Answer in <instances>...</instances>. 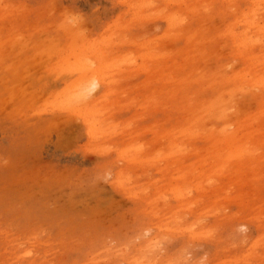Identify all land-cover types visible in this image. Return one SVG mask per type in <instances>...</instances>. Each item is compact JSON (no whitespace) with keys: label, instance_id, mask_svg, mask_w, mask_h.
Masks as SVG:
<instances>
[{"label":"rangeland","instance_id":"rangeland-1","mask_svg":"<svg viewBox=\"0 0 264 264\" xmlns=\"http://www.w3.org/2000/svg\"><path fill=\"white\" fill-rule=\"evenodd\" d=\"M245 15L264 0H0V264H264Z\"/></svg>","mask_w":264,"mask_h":264},{"label":"bare ground","instance_id":"bare-ground-1","mask_svg":"<svg viewBox=\"0 0 264 264\" xmlns=\"http://www.w3.org/2000/svg\"><path fill=\"white\" fill-rule=\"evenodd\" d=\"M169 18H170L171 24L175 23V18H176L175 15H171ZM245 20H246V25L248 26L249 29H256V28L261 29L264 27L262 25H258L257 22L253 18H249L248 15H245ZM234 40L237 43H239L240 46H244L252 41V39L247 37V35L239 36L238 34H234ZM254 152L255 151L252 150L249 143H246L242 146L235 147L236 156L244 163H249L251 161L250 167L252 166L253 162L256 161L253 155Z\"/></svg>","mask_w":264,"mask_h":264},{"label":"clouds","instance_id":"clouds-1","mask_svg":"<svg viewBox=\"0 0 264 264\" xmlns=\"http://www.w3.org/2000/svg\"><path fill=\"white\" fill-rule=\"evenodd\" d=\"M238 231H241V232L245 231L244 226H240V228L238 229Z\"/></svg>","mask_w":264,"mask_h":264}]
</instances>
